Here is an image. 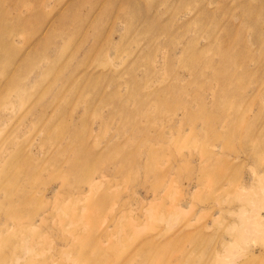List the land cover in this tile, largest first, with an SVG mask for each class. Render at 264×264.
<instances>
[{"label": "rangeland", "instance_id": "1", "mask_svg": "<svg viewBox=\"0 0 264 264\" xmlns=\"http://www.w3.org/2000/svg\"><path fill=\"white\" fill-rule=\"evenodd\" d=\"M0 264H264V0H0Z\"/></svg>", "mask_w": 264, "mask_h": 264}, {"label": "bare ground", "instance_id": "2", "mask_svg": "<svg viewBox=\"0 0 264 264\" xmlns=\"http://www.w3.org/2000/svg\"><path fill=\"white\" fill-rule=\"evenodd\" d=\"M14 78H15V76H14V73H13V75H12V77H11V83H13Z\"/></svg>", "mask_w": 264, "mask_h": 264}]
</instances>
